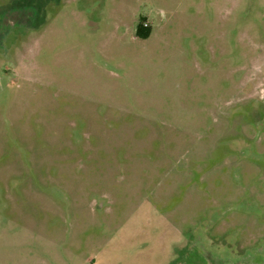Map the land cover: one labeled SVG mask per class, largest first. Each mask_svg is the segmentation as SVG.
<instances>
[{
  "label": "rangeland",
  "instance_id": "obj_1",
  "mask_svg": "<svg viewBox=\"0 0 264 264\" xmlns=\"http://www.w3.org/2000/svg\"><path fill=\"white\" fill-rule=\"evenodd\" d=\"M0 264H264V0H0Z\"/></svg>",
  "mask_w": 264,
  "mask_h": 264
},
{
  "label": "trees",
  "instance_id": "obj_2",
  "mask_svg": "<svg viewBox=\"0 0 264 264\" xmlns=\"http://www.w3.org/2000/svg\"><path fill=\"white\" fill-rule=\"evenodd\" d=\"M151 29L150 27H144L143 24L138 25L137 27V36L140 38H148L150 37Z\"/></svg>",
  "mask_w": 264,
  "mask_h": 264
},
{
  "label": "built area",
  "instance_id": "obj_3",
  "mask_svg": "<svg viewBox=\"0 0 264 264\" xmlns=\"http://www.w3.org/2000/svg\"><path fill=\"white\" fill-rule=\"evenodd\" d=\"M144 27H149V25L146 23V24H144Z\"/></svg>",
  "mask_w": 264,
  "mask_h": 264
},
{
  "label": "clouds",
  "instance_id": "obj_4",
  "mask_svg": "<svg viewBox=\"0 0 264 264\" xmlns=\"http://www.w3.org/2000/svg\"><path fill=\"white\" fill-rule=\"evenodd\" d=\"M162 15H163V13H162Z\"/></svg>",
  "mask_w": 264,
  "mask_h": 264
}]
</instances>
